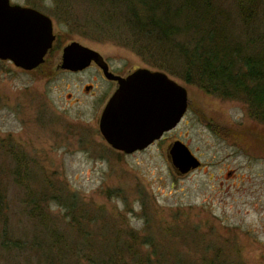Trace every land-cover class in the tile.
<instances>
[{"label": "rangeland", "instance_id": "rangeland-1", "mask_svg": "<svg viewBox=\"0 0 264 264\" xmlns=\"http://www.w3.org/2000/svg\"><path fill=\"white\" fill-rule=\"evenodd\" d=\"M10 2L48 15L56 35L54 48L36 69L0 60V191L14 214V236L40 232L36 222L18 213L26 194L46 192L44 205L55 217L64 209L48 198L62 193L69 199L77 195L87 209L121 214L134 229L146 220L155 230L190 229L203 241L178 240L179 253L187 257L211 259L217 250L221 260L264 264V126L249 117L247 106L150 66L120 44L119 31L98 30L90 7L56 0ZM71 41L97 51L113 71L159 70L185 87L188 106L177 126L131 154L110 147L98 121L115 86L93 64L81 71L56 70L62 48ZM89 83L93 93L83 89ZM174 140L187 145L201 162L198 168L175 171L168 158ZM57 226L70 235L66 221ZM24 256L10 259L0 253V264H25Z\"/></svg>", "mask_w": 264, "mask_h": 264}, {"label": "trees", "instance_id": "trees-1", "mask_svg": "<svg viewBox=\"0 0 264 264\" xmlns=\"http://www.w3.org/2000/svg\"><path fill=\"white\" fill-rule=\"evenodd\" d=\"M56 1L92 8L98 30L119 31L120 44L147 64L207 94L240 100L249 117L264 126V0ZM46 195L26 194L19 204L20 216L40 227V232L20 239L14 236L10 225L14 214L5 192L0 191L1 254L10 259L26 255L25 264H235L221 260L217 250L211 259L179 253L178 240L193 245L203 241L198 234L194 239L190 229L155 230L148 220L140 230L134 229L121 214L79 205L77 195L69 199L62 193L52 194L48 199L64 209L54 217L44 205ZM63 199L69 202L60 203ZM61 219L69 236L57 226Z\"/></svg>", "mask_w": 264, "mask_h": 264}, {"label": "water", "instance_id": "water-1", "mask_svg": "<svg viewBox=\"0 0 264 264\" xmlns=\"http://www.w3.org/2000/svg\"><path fill=\"white\" fill-rule=\"evenodd\" d=\"M55 40L51 18L40 10L0 0V60L15 67L33 70L43 62ZM58 68L81 71L91 63L104 78L117 87L104 104L98 128L113 149L131 154L148 147L164 132L177 126L188 106L187 90L167 73L137 67L120 76L108 69L95 50L71 41L62 48ZM90 89L85 86V91ZM168 158L179 174H186L201 164L180 140L168 148Z\"/></svg>", "mask_w": 264, "mask_h": 264}, {"label": "flooded vegetation", "instance_id": "flooded-vegetation-1", "mask_svg": "<svg viewBox=\"0 0 264 264\" xmlns=\"http://www.w3.org/2000/svg\"><path fill=\"white\" fill-rule=\"evenodd\" d=\"M91 64H93V63H91ZM108 64V63H107ZM94 65V64H93ZM90 66V65H89ZM96 68H97V70L99 71V72H101V74H102V71H101V69L99 68V67H97L96 65H94ZM55 68H58L57 67V65H56V67ZM108 69L110 70V71H112L113 73H115V74H117V75H120V76H126V75H128V73L131 71V70H133V69H131V70H127L126 72H116V71H113L112 69H111V67H110V65L108 64ZM56 70H59V68L58 69H56ZM63 71H70V70H63ZM103 75V74H102ZM108 82H110V83H112V84H114V86H115V89H116V87H117V82L116 81H114V80H108V79H106ZM85 86H89L90 87V89L86 92V93H89V92H92V88L94 87L93 86V84H91V83H89V84H85L84 85V88L83 89H85ZM114 89V90H115ZM114 92V91H113ZM112 92V93H113ZM93 93V92H92ZM168 131H166V132H164L163 133V135L161 136V138L160 139H158V140H156V141H154L153 143H157V142H159V141H161V140H163L164 138H165V134L167 133ZM153 143H151L149 146H151ZM169 148V147H168ZM143 150V149H142ZM140 151V150H139ZM136 152V151H135Z\"/></svg>", "mask_w": 264, "mask_h": 264}]
</instances>
